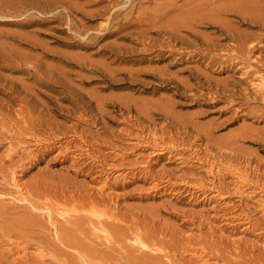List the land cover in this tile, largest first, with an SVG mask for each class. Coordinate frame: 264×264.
Here are the masks:
<instances>
[{"label":"rangeland","instance_id":"obj_1","mask_svg":"<svg viewBox=\"0 0 264 264\" xmlns=\"http://www.w3.org/2000/svg\"><path fill=\"white\" fill-rule=\"evenodd\" d=\"M113 1L0 0V264H199L189 251L208 264H264V96L250 86L255 75L264 77V28L249 20L264 18V0L239 7L247 20L224 16L237 37L195 21L178 50L122 39L132 29L106 36L129 20L126 3L106 21ZM148 1L135 2L134 15L164 4ZM238 35L253 47L251 57L229 53ZM146 37L165 45L163 33ZM208 39L217 52L204 46ZM140 58L135 68L163 69L196 88L160 89L165 84L150 78L143 92L122 75L105 77ZM246 71L250 80L239 77ZM163 100L178 114L170 116L190 117L212 134L161 116ZM141 132L172 148L136 150L130 143Z\"/></svg>","mask_w":264,"mask_h":264},{"label":"bare ground","instance_id":"obj_2","mask_svg":"<svg viewBox=\"0 0 264 264\" xmlns=\"http://www.w3.org/2000/svg\"><path fill=\"white\" fill-rule=\"evenodd\" d=\"M137 1H139V0H137ZM137 1H135V0H125V2H124V0H118V1H113V2H111L112 3V5H111V10H113V9H115V7H118V6H123V5H125L126 3H128V7H126L127 9H128V11L126 12V14L124 15V17L126 18L127 16H129V20L127 19V20H125L124 19V21H123V23H118V26L115 28V30H113V31H110V32H107L105 35L106 36H109V35H114V34H120V33H122L123 34V32H126L127 30H129V29H132L130 32H126V33H124L123 35H121V37H122V39H125L126 37H128V36H136V38L139 40V39H142V40H144V41H146L144 44H147V46L148 47H152V48H154V47H156V46H159L161 49L162 48H170L171 50L172 49H175V50H178V49H182V47H178V49H176L177 48V46H180V45H183L184 43L183 42H181V39H185V38H189L190 36H192V32H193V30H194V25H196L195 24V21H198V23H201V22H203V23H206V24H211L212 26L214 25V26H217L218 28H217V31L218 32H223V31H225V32H227V33H232V35H235V32H237V31H232V30H236V28H232V26H231V24H230V22L227 20V18L226 17H224V16H229V15H233V16H235V14L236 13H238L239 15H243L244 17H239V19L240 20H247V18H246V16H245V14H246V12L243 10V9H239V7H241V8H243L244 6H246L247 4H245L246 3V1L248 2V0H162L163 2H164V4H163V6H161V7H156L155 6V8H154V6H153V9H149V10H146L147 8H144V7H142L143 9H145V10H140L139 11V7H136V4H135V2H137ZM147 1V0H146ZM151 0H149L148 2H150ZM161 1V2H162ZM254 1V0H253ZM252 0L250 1L251 3H254ZM162 2V3H163ZM162 3H160V4H162ZM139 4V3H138ZM155 5H156V3H155ZM252 5V4H251ZM126 6H127V4H126ZM139 8L138 9V12H137V14L136 15H134L136 12H134L135 11V9L136 8ZM246 7H250L249 5H247ZM118 9V8H117ZM114 12H112L111 14H110V16L106 19V21H111L112 19H114V18H116V17H118V15H120V13H119V11L120 10H118V11H116V10H113ZM121 12V11H120ZM260 12V11H259ZM250 14V13H249ZM248 14V15H249ZM262 14H264V13H262ZM1 15V14H0ZM237 15V14H236ZM1 16H3V15H1ZM17 16V15H16ZM264 16V15H263ZM256 17L257 16H253V19H249V20H251V21H253V23H259V25H260V28H264V18L263 17H259V18H257L256 19ZM249 18V17H248ZM251 18V17H250ZM248 20V21H249ZM201 21V22H200ZM109 22H106V23H102V25H100V30L102 31V29L104 28V26L106 25V24H108ZM193 23H194V25H193ZM20 25V24H19ZM84 26V25H83ZM83 30V29H82ZM86 31V30H85ZM216 31V32H217ZM151 33H153V34H157V33H163V36H165V45H164V43L163 44H159V43H155L154 41H152L151 39H148L147 37H146V35H150ZM197 35V34H196ZM236 35H237V33H236ZM235 35V36H236ZM239 36V35H238ZM237 37V36H236ZM236 37H232V39H233V41L235 42V44H233V45H227V46H230V48H228V51H229V53H231V56H234V57H238V55H244V56H249L250 55V53L252 52V49H253V47H250V46H246V43H245V39L244 38H242L243 40H240V36L238 37V38H236ZM262 38V37H261ZM141 41V40H140ZM190 41H192V40H190ZM247 41V40H246ZM156 42H158V41H156ZM140 43H142V42H140ZM189 43H191V42H189ZM251 43V42H250ZM249 43V44H250ZM263 44V43H262ZM123 46V45H122ZM204 46L205 47H207V50H209V51H216V50H218V47L219 46H217V45H215V44H213L211 41H209V39H208V41L207 40H205L204 41ZM262 46V45H261ZM189 47V46H188ZM222 47V46H221ZM224 47V46H223ZM158 48V47H157ZM190 48V47H189ZM115 49H117V50H119V49H121V44H118V43H116V40H115ZM186 49V48H185ZM145 50H150L149 48H145ZM155 50V49H154ZM157 50V49H156ZM219 52H222V49H220L219 48ZM223 50H225V49H223ZM161 50L159 49V52H160ZM214 51V52H215ZM217 52V51H216ZM224 52V51H223ZM226 52H227V50H226ZM225 52V53H226ZM177 53V52H176ZM192 53V52H191ZM241 57V56H240ZM249 57H251V56H249ZM212 58V57H211ZM242 58H243V56H242ZM241 58V59H242ZM211 60V59H210ZM209 60V61H210ZM239 60V59H238ZM145 61V58H140V59H135V60H133V63H132V65H131V67H129V68H118V69H112V70H110L109 72H107L106 74H104L105 75V77H110V80H114V77H115V75L116 74H118V75H122L124 78L123 79H121V80H123V81H126L125 82V84L126 85H128V87H130V86H135V85H139V87H141L142 88V91L143 92H145L148 88H146V86L147 85H149L150 83H149V81H146V80H148V79H154V80H156V81H159L160 82V84L162 85V84H165V85H162V86H160L159 88L160 89H170V87H168V84L169 83H172L173 85L172 86H174L173 88L174 89H176V90H179L180 88L182 89V88H185L186 90L188 89V90H193V88L195 87V86H197V83H195L194 85L192 84H190V85H188V84H186L185 83V80L187 79L188 80V78H185V80L184 79H181L180 80V77H178L179 79H177L176 78V76H174V75H172V74H170V73H168L166 70H163V69H160V70H158V69H151L150 68V66L148 67H145V68H141V67H139V68H135V65L136 64H139V63H142V62H144ZM214 61V60H213ZM122 62H125L124 60H122ZM244 62V61H243ZM104 63V62H103ZM244 66V65H243ZM96 67H98V66H96ZM245 67V66H244ZM247 67V66H246ZM251 67V66H250ZM99 68V67H98ZM245 69V68H244ZM246 70V69H245ZM105 71H107V70H105ZM242 71V70H241ZM257 71V70H256ZM102 72V71H101ZM104 72V71H103ZM253 72H254V70H253ZM199 74H200V72H198ZM255 73H257V72H254V74ZM108 74V75H107ZM205 73H201L200 75H204ZM258 74V73H257ZM178 76V75H177ZM192 76V75H191ZM205 77L206 78H208V79H211L210 77H207V75H205ZM240 78H242V77H248V79L250 78V77H252V74H249V73H247V71L246 72H241V75L239 76ZM2 78V77H1ZM191 78V77H190ZM205 78V79H206ZM254 79H251V81H250V86H251V88L252 89H257V90H260V91H262V95L264 96V77H262V76H257V75H255V77H253ZM108 79V78H107ZM194 79L196 80V82H198V81H200V78H199V76L198 75H195L194 74ZM208 79H206L205 81H206V83L207 82H210ZM180 80V81H179ZM184 80V82H182ZM202 80V79H201ZM250 80V79H249ZM191 81V80H190ZM213 81V80H212ZM133 83V84H132ZM188 83H189V81H188ZM205 83V82H204ZM158 84V83H157ZM167 84V85H166ZM170 85V84H169ZM207 85V84H206ZM209 85V84H208ZM15 87H17V86H14V85H12V87H9V89L11 88V89H16ZM7 88V87H6ZM196 88V87H195ZM157 89V88H156ZM195 90V89H194ZM256 90V91H257ZM9 91V90H8ZM11 91V90H10ZM9 91V92H10ZM183 91H184V89H183ZM13 92H16V91H13ZM189 92H191V91H189ZM257 92H259V91H257ZM6 93V92H5ZM12 93V92H11ZM7 94H9V93H7ZM178 94V93H177ZM102 98V97H101ZM104 100H105V97L103 98ZM107 99V98H106ZM138 99V98H137ZM120 100V99H119ZM118 100V101H119ZM142 100V99H141ZM162 100V99H161ZM160 100V101H161ZM106 101V100H105ZM105 101H103L102 103H104ZM98 103L100 102L99 100L97 101ZM139 102V101H138ZM145 102H147V101H145ZM163 102H166L165 100H163L161 103H163ZM119 103V102H118ZM122 103V102H121ZM134 103V105L136 106V102H133ZM140 103V102H139ZM100 104V103H99ZM138 104V103H137ZM102 105V104H101ZM161 105V104H160ZM163 105L164 106H159V104H158V107H157V110H158V108H159V110L162 112V114L163 115H161V116H163L164 118H169V117H171L172 119H173V121H175V119L176 120H178V122L177 123H180V124H178V125H180L181 126V129L183 128V129H185V128H189V126H191L192 128H195L196 129V131L197 130H199V132H200V130H201V127L202 126H199L200 128H198V122H196L195 120L193 121L192 119L190 120L188 117H187V120H184L183 118L182 119H180V117L179 118H176L175 116H177L178 114H176L175 112V114L174 113H172L171 111H173V109L172 108H167V106L165 107V105H167V103H163ZM104 106H105V104H104ZM123 106V105H122ZM156 106L157 105H155V108H156ZM169 106V105H168ZM1 107V106H0ZM5 107V106H4ZM97 107H98V104H97ZM100 107V106H99ZM103 107V106H102ZM148 107H151V110H153L152 109V107H154V106H148ZM8 108V107H7ZM103 108H105V107H103ZM102 108V109H103ZM126 111L127 112H129V114H130V111H131V107H130V105H129V103H127L126 104ZM147 109H149V108H147ZM146 109V110H147ZM172 109V110H171ZM100 110V109H99ZM150 110V109H149ZM152 111V112H159V111ZM8 112V111H7ZM99 112V111H98ZM151 112V111H150ZM150 112L149 111H141V113L142 114H144L146 117H148V118H152V120L154 121V119H153V117H150V115L151 116H154V113H153V115L152 114H150ZM151 112V113H152ZM160 112V113H161ZM171 113L172 114H174L173 116H170L171 115ZM155 114H157V113H155ZM100 115H102L101 114V112H100ZM121 115H123V114H121ZM178 117V116H177ZM157 118V117H156ZM171 118L169 119L170 120V123L172 124V122H171ZM1 119V118H0ZM4 120H6V119H4ZM156 120V119H155ZM148 121H150V119H148ZM153 121L151 122V123H153ZM157 121V120H156ZM167 121V120H166ZM196 122V123H195ZM177 123H175L176 125H177ZM156 124H157V122H156ZM154 125V124H153ZM167 125V124H166ZM168 125H170V124H168ZM167 125V126H168ZM175 125V126H176ZM164 126V125H163ZM164 128V129H163ZM161 130H163L162 132L163 133H165L164 132V130H165V126L163 127ZM174 128V127H173ZM202 128H204V126L202 127ZM155 129V128H154ZM178 129V127L177 128H174V130L176 131ZM208 129V128H207ZM205 130V128H204V133H205V135H206V137H207V139H208V136L210 135V134H212V129H208V130ZM149 130V129H148ZM128 131V130H127ZM143 131V130H142ZM152 130H150L149 132H151ZM178 131V130H177ZM182 131V130H181ZM187 131V130H186ZM192 131V130H191ZM207 131V132H206ZM129 132V131H128ZM153 132V131H152ZM160 133H162L161 131H159ZM168 132V131H167ZM195 132V131H194ZM199 132H197V134L199 133ZM126 133V132H125ZM124 133V134H125ZM129 133H131V132H129ZM142 133V132H141ZM146 132H144V133H142V134H145ZM148 133V132H147ZM162 133V134H163ZM177 133V132H176ZM186 133V132H185ZM191 133V132H190ZM192 133H193V131H192ZM201 134L203 133V132H200ZM132 134V133H131ZM130 134V135H131ZM168 134H170V132L168 133ZM178 134H180V131H179V133ZM177 134V135H178ZM187 134L188 133H186V136H187ZM194 134H196V132L194 133ZM196 134V135H197ZM154 135H156V132H155V134ZM159 135V134H158ZM164 135V134H163ZM173 135H176V134H173ZM196 135H195V137H196ZM129 136V135H128ZM150 134L149 135H135V137L133 138L132 136V140H134V141H131V143L130 144H132V146L135 148H137L136 150H138L139 151V149H140V151H141V148H145V147H150V148H152V149H154L156 152H161L160 150H165V149H167V150H169V148H172V147H170V144L169 145H165V147H162L160 144H159V142L155 139V138H150ZM197 136H199V134L197 135ZM239 136V135H238ZM238 136H236V139H238L239 137ZM152 137V136H151ZM157 137V136H156ZM160 137V136H159ZM167 137V136H166ZM165 137V138H166ZM173 137V136H172ZM188 137V136H187ZM201 137V136H200ZM199 137V138H200ZM238 137V138H237ZM129 138V137H128ZM162 138V137H161ZM160 138V139H161ZM168 138V137H167ZM171 138V137H170ZM174 138V137H173ZM177 138V137H176ZM179 138V137H178ZM185 138V137H184ZM196 138H198V137H196ZM195 138V139H196ZM212 138V137H211ZM215 138V140L217 141V139H216V137H214ZM158 140H159V138H157ZM194 139V138H193ZM233 139H235L234 137H233ZM245 139V138H244ZM130 140V139H129ZM164 140V139H163ZM168 140V139H167ZM166 140V141H167ZM172 140V139H171ZM178 140V139H177ZM186 140H187V138H186ZM198 140V139H197ZM201 140V139H200ZM210 140H212V139H210ZM214 140V141H215ZM232 140V139H231ZM240 140V139H239ZM160 141V140H159ZM161 141H162V139H161ZM169 141H170V139H169ZM169 141H168V143H169ZM175 141V140H174ZM173 141V142H174ZM180 141H182L181 139H180ZM188 141V140H187ZM191 141H192V139H191ZM194 141V140H193ZM213 141V140H212ZM211 141V142H212ZM218 141H223V142H225L224 140H218ZM217 141V142H218ZM85 142V141H84ZM130 142V141H129ZM128 142V143H129ZM183 142H185L186 143V141H183ZM190 142V141H189ZM188 142V143H189ZM216 142V143H217ZM231 142V141H230ZM234 142V141H233ZM236 142V141H235ZM238 142V141H237ZM164 143V142H163ZM167 143V142H166ZM178 143H179V141H178ZM178 143H177V145H178ZM193 143V142H192ZM191 142L189 143V145L190 144H192ZM208 143H210V142H208ZM213 143H215V142H213ZM212 143V144H213ZM219 143V142H218ZM225 143H227V142H225ZM228 143H229V141H228ZM176 144V143H175ZM181 144V143H180ZM230 144V143H229ZM232 144V143H231ZM236 144H238V143H236ZM236 144L234 145V143L232 144V145H234V147L236 146ZM163 146H164V144H162ZM177 145H175V146H177ZM185 145V144H184ZM188 144H187V147L189 146ZM224 145H226V144H224L223 143V145H221V146H223L224 147ZM228 145V144H227ZM231 145V146H232ZM171 146H172V143H171ZM182 146H183V143H182ZM186 146V145H185ZM221 146H218V147H221ZM231 146H230V149H232L231 148ZM91 147V146H90ZM138 147H139V149H138ZM180 147V146H179ZM190 147V146H189ZM216 147V146H215ZM223 147H221V149H223ZM233 147V146H232ZM233 147V148H234ZM149 148V149H150ZM177 148V150L179 149L178 148V146L176 147ZM183 148V147H182ZM191 148V147H190ZM131 149V148H130ZM146 149V148H145ZM144 149V150H145ZM192 149V148H191ZM190 149V150H191ZM225 149H226V147H225ZM227 149H228V146H227ZM153 150V151H154ZM173 150H174V146H173ZM176 150V149H175ZM182 150V149H181ZM183 150H184V148H183ZM187 151H188V149H186ZM185 150V151H186ZM132 151H133V148H132ZM172 151V150H171ZM134 152V151H133ZM170 152V151H169ZM16 153V152H15ZM131 153V152H130ZM164 153H167V152H164ZM174 154H175V152H174ZM176 154H178V153H176ZM150 155H152V151H151V153H150ZM158 155V154H157ZM118 156V155H117ZM120 156V155H119ZM140 156V155H139ZM174 156V155H173ZM178 156V155H177ZM120 158V157H119ZM121 159V158H120ZM122 159H124L123 157H122ZM121 159V160H122ZM181 162V161H180ZM137 163V162H136ZM142 163H144V162H141V164ZM139 164V163H138ZM146 164H148V163H146ZM216 164V163H215ZM140 165V164H139ZM243 165V164H242ZM245 165V164H244ZM145 166V165H144ZM143 166V167H144ZM205 166H207L208 167V165H205ZM146 167V166H145ZM209 168V167H208ZM208 168L206 169V171L208 170ZM211 168L213 169V167L211 166ZM242 168V167H241ZM240 168V169H241ZM247 168V167H246ZM111 169V168H110ZM114 169V168H113ZM140 169H142V168H140ZM145 169L146 168H143V171H145ZM204 169V168H203ZM211 169V170H212ZM115 170V169H114ZM149 170V169H148ZM147 170V171H148ZM214 170V169H213ZM212 170V171H213ZM225 170V169H224ZM211 171V173H214V172H212ZM229 171V170H228ZM243 171V170H242ZM246 171H248V170H246ZM146 172V171H145ZM209 172V171H208ZM226 172H227V170H226ZM139 173H141V172H139ZM185 173V172H184ZM248 173V172H247ZM148 174V173H147ZM186 174H188V172L186 173ZM190 174V173H189ZM234 174L236 175V178L238 179V180H240V182H244L243 180H245V178H243L244 176L242 175V174H239V173H237V172H234ZM15 175V174H14ZM191 175V174H190ZM189 175V176H190ZM209 175V174H208ZM245 175V174H244ZM247 175V174H246ZM106 176H108V175H106ZM120 176H121V174H120ZM145 176H146V174H145ZM149 176V175H148ZM184 176V175H183ZM187 176V175H186ZM214 176V175H213ZM243 176V177H242ZM248 177V176H247ZM179 178V177H178ZM181 178V177H180ZM188 178V177H187ZM11 179H12V185L19 191V184H17V181H16V179L17 178H15L13 175H12V177H11ZM170 179V178H169ZM172 179V178H171ZM190 179V178H189ZM192 179V178H191ZM207 179V178H206ZM252 179V178H251ZM104 180V179H103ZM176 180V179H175ZM188 180V179H187ZM197 180V179H196ZM215 180V179H214ZM181 181V180H180ZM192 181H195V180H193L192 179ZM249 181V180H248ZM172 182V184H173V180L171 181ZM202 182H204V181H202ZM207 182H209V181H207ZM211 182V181H210ZM215 182V181H214ZM213 182V180H212V183H214ZM239 182V183H240ZM175 183V182H174ZM199 183V182H198ZM211 183V185L212 186H214V184H212ZM250 183H251V181H250ZM168 184V183H167ZM176 184H178V183H176ZM182 184L184 185L185 184V186H183V188H185L186 187V185L188 186L189 185V183L188 182H183V180H182ZM201 184V183H200ZM203 184V183H202ZM241 184V183H240ZM159 185V184H158ZM205 185V184H204ZM238 185V184H237ZM255 185V184H254ZM154 186L156 187V185H155V183H154ZM166 186V185H165ZM181 186V185H180ZM189 186H191V185H189ZM201 186V185H200ZM199 186V187H200ZM203 186V185H202ZM236 186V185H235ZM256 186V185H255ZM264 186V185H263ZM106 187V182H102L100 185H99V190H102V192L106 189L105 188ZM171 187V186H170ZM191 187H193V186H191ZM195 187V186H194ZM197 187H198V184H197V186H196V189H197ZM211 187V186H210ZM218 187V186H217ZM239 187V186H238ZM256 187H258V186H256ZM190 188V187H189ZM201 188V187H200ZM209 188V187H208ZM214 188H216V186L214 187ZM213 188V189H214ZM219 188V187H218ZM236 188V187H235ZM188 189V188H187ZM203 189V188H202ZM263 189V187L261 188V190ZM189 190V189H188ZM188 190H186V192L188 191ZM199 190V189H198ZM220 190H221V187H220ZM259 190V189H258ZM260 190V191H261ZM21 191V190H20ZM204 191V190H203ZM214 191H215V189H214ZM219 191V190H218ZM182 192V191H181ZM185 192V191H184ZM206 192V191H205ZM217 192V191H216ZM263 193H264V191H262ZM200 193V192H199ZM219 193V192H218ZM236 193H238V191H236ZM192 194V193H191ZM213 194V193H212ZM221 194V193H220ZM220 194H218V195H220ZM215 195V194H214ZM192 196H193V194H192ZM222 196V195H221ZM220 196V197H221ZM213 197H215V196H213ZM263 200V199H262ZM262 200H260V201H262ZM259 201V202H260ZM262 202H264V201H262ZM261 206H262V204H261ZM91 208V207H90ZM263 208H264V203H263ZM92 209H95V207L94 208H92ZM91 210V209H90ZM94 211V210H93ZM90 212V211H89ZM77 213V212H76ZM91 213V212H90ZM93 213V212H92ZM96 213V212H95ZM94 215V214H93ZM96 215V214H95ZM98 215V214H97ZM78 216V215H77ZM101 216V215H100ZM100 221V220H99ZM130 226V225H129ZM127 228H129V227H127ZM133 229V228H132ZM131 229V230H132ZM138 230V229H137ZM139 231V230H138ZM135 233V232H134ZM139 233V232H138ZM136 234V233H135ZM139 240V239H138ZM136 243H137V241H135ZM141 243H142V240H141ZM140 243V244H141ZM137 245V244H136ZM142 245V244H141ZM143 245H144V243H143ZM139 247H140V245H139ZM138 247V248H139ZM144 247V246H143ZM142 247V248H143ZM147 246H145V248H146ZM133 248V247H132ZM136 248V247H135ZM139 249H141V248H139ZM148 250H150V249H148ZM141 251V250H140ZM193 251V250H192ZM188 252V251H187ZM188 254V253H187ZM188 255H190V257H192V258H195V259H197V260H199V264H208L206 261L207 260H205V259H203V257L200 255V254H198L196 251H193V252H190L189 251V254Z\"/></svg>","mask_w":264,"mask_h":264}]
</instances>
